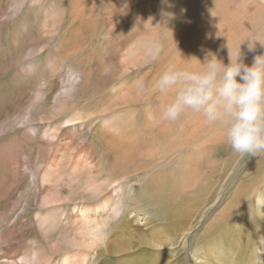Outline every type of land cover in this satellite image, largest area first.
<instances>
[{"label": "rangeland", "instance_id": "374dc122", "mask_svg": "<svg viewBox=\"0 0 264 264\" xmlns=\"http://www.w3.org/2000/svg\"><path fill=\"white\" fill-rule=\"evenodd\" d=\"M250 3L251 0H0V204L7 203L6 192L20 176L15 170L18 160L24 163L21 169H33L43 161L44 146L49 144L48 140L45 141L49 136L44 134L49 132L53 123L50 118L54 114L53 108L59 104L58 100L55 101L54 88L45 93L47 86L55 84L62 87L69 73L81 71L84 81L79 75L81 79L74 94L60 99L67 112H73L81 104H97V107L103 108L104 103L109 101L110 104L107 103L108 107L102 112L91 115L93 109L83 111L82 114L88 115L87 119H94V128L90 129H100V124L123 127L131 124L134 129L142 124V110H154L157 106L156 81L169 67L199 69L202 67L200 62H204L208 53L228 65L229 54L234 57L239 45L240 58L245 65L251 66L255 56L264 55V7L244 16L238 12L240 6L246 9ZM234 13L239 16L238 20ZM222 17L227 19L229 41L214 34L215 24ZM145 32L148 34L144 36ZM147 36L162 44L163 55L160 54L159 59L152 63H146L135 46L141 37ZM248 45L254 46L253 49L249 50ZM120 88L127 89L125 94L141 88L144 95L131 102H123L120 94L124 90L118 92ZM162 95L160 100L164 106L172 93L162 92ZM147 96L149 101L145 102ZM31 103L36 106L34 112L38 121L18 124L16 116ZM194 121L207 130L188 138L186 134L189 133L186 132L196 125ZM185 126L186 134L183 132ZM163 127L169 130H162V139L154 135L153 129L148 138L153 149L152 164L147 166L146 162H135L123 171H114L113 175L110 168L104 165L100 175L92 178L102 183L115 176L119 186H134L127 197L134 196L140 202L145 197L149 200L162 199L156 206H151L149 222L145 223V217L139 216L140 213L143 215L141 210H136L140 213L134 216L130 215L135 210L128 211L130 226L134 229L129 245L135 246L141 240L154 246L127 251L120 257L126 258V264H145L141 256L145 260L151 256L162 264H182L183 251L192 255L193 250L216 264H236L238 251L229 247L226 229L233 222L243 223L244 219L239 217L244 212L249 214L247 220L264 227V214L257 209L252 211L263 189L259 188V183L264 178V152L241 157L227 143L220 126L210 124L202 115L191 111L175 122L162 121ZM63 128L75 132V135L83 131L79 124H67ZM60 130L55 132L59 134ZM218 130L223 132L224 145L213 148L203 144L208 143L207 140ZM39 133V139L45 144L43 146H38L40 141L35 138ZM89 133L79 141L81 144L90 140L93 131ZM204 160L209 163L206 169L200 166ZM195 164H199V168ZM28 174L27 171L26 180L32 178ZM227 184L224 190L222 187ZM221 189V196L214 203ZM196 194L202 200L195 206L190 201L186 203L185 209L189 211L191 208L192 212L174 218V229H171L169 219L153 220L155 209L160 210L166 204H182L184 199ZM233 199L236 200L232 204ZM138 200L129 198L126 203L134 201L131 203L133 206L144 207L145 201L140 203ZM209 205L210 208L206 209ZM21 227L17 238H8L3 244L15 245L14 254L19 264H23V259L26 264H53L67 252L63 247L54 245L60 233L66 230L53 231L49 246L41 232L32 229L29 220H24ZM188 228L190 231L183 250L182 233ZM170 233L177 240L173 246L168 243ZM215 236L220 237L214 239ZM203 244H206L205 251ZM254 250L257 251L256 247ZM245 253L241 251L243 257ZM105 258L108 261L101 264H109L111 258ZM246 262H249L248 258Z\"/></svg>", "mask_w": 264, "mask_h": 264}, {"label": "bare ground", "instance_id": "6f19581e", "mask_svg": "<svg viewBox=\"0 0 264 264\" xmlns=\"http://www.w3.org/2000/svg\"><path fill=\"white\" fill-rule=\"evenodd\" d=\"M263 7L264 0H251L250 5H248L246 9L244 6H240L238 12H240V16H244V14L246 15L251 12H256L259 8ZM236 17L238 20L239 16L236 15ZM226 20L227 19L222 17L218 19L217 22L215 21L214 34L224 41H229ZM231 23L233 24L234 20H232ZM145 34L147 35L148 33L145 32L144 36ZM164 49L166 50V48ZM160 62L162 63V61ZM145 68L147 67L145 66ZM78 72L82 77L81 81H84L83 73L81 71L74 70L72 73L78 74ZM52 88H54L55 101L58 100L59 104L55 103L56 106L53 108L54 114L50 117L53 119L52 126L50 127L49 132L45 131L44 134L46 137L49 136V138L45 140H48L49 144L46 146L42 140L39 139L41 138L39 137L40 133L35 136V138L40 141L38 146L45 145V153L42 151V153L45 154L43 161L37 166L35 165L36 167L33 169L28 167L21 169L22 166H24V163L18 160L15 170L17 174L20 173V176L6 192L7 203L0 204V264H19L14 254L15 245L4 246L3 244L8 238L18 237L24 220H29L32 229L41 232L45 243L49 246L52 243L53 231L66 230L63 233H60L61 236L56 239L54 245L63 247L67 252L63 254L60 260H55L53 264H101L102 262L108 261L107 258H105L107 256L111 258L108 262L109 264H126V258L120 257L121 254L126 253L127 251L135 252L142 248L149 249L154 246V244H151L148 241L141 240H139L135 246L129 245L130 241L128 240L134 235V229L130 226V216L140 213L138 211L136 212V210L139 209L143 212V215L140 213L139 216H141V218L142 216L145 217V223L149 222L152 216L151 206L153 204L156 206L158 203L162 202V199H150V201L145 197V206L139 208L138 205L133 206L131 204L138 199H135L134 196L127 197L133 192L129 190L134 186H128L127 188L119 186V183H116L118 178L115 176L108 178V182L102 183L92 178L100 175L104 165L110 168V174L113 175L115 173L114 171H123L125 168L132 167L135 162H138L137 164L146 162L148 163L147 166L153 163L154 160L153 157H151L153 149L149 144L150 142H148V138L151 136V129L155 130L154 135H158L161 139L162 130H169L167 127L162 128V121L159 119L162 108V92L157 87L155 88L154 92L156 95H154L157 99V106H155L154 110L150 108L147 111L142 110V112H144L142 124L136 126L134 129L131 124L126 126L125 123L126 127H123L122 125L113 126L100 124V129L92 130L90 128L92 126L94 128V119L91 117H88L89 119H87L86 116L88 115L85 116L82 114L84 113L83 111L93 109V111L90 112L91 115L102 112L108 107L106 105L109 101L104 103L105 106L103 108L97 107V104L92 106L81 104V106L74 108L73 112H67L63 107V103L60 101V99L66 97L61 92L62 87L56 86L55 84L49 85L46 89L48 92L45 91V93L47 94L52 91ZM118 90V92L124 90V92L120 94L122 100H124L123 102H131V100H136L143 94L141 88L131 91L129 90L130 92L128 91L127 94H125L127 89L122 90V88H120ZM118 96L119 95L117 94V97ZM148 101L149 99L147 96L145 102ZM35 108L36 106L33 103L26 107L23 112L16 116L17 123L24 124L38 121V116L35 115L34 112ZM131 117L132 115H130L129 119ZM192 120L190 122H192ZM135 121L138 122L136 119ZM67 124L72 126H77L79 124L83 127L82 130L84 132L82 131L81 134L75 135V132L71 133L70 130L67 131L63 128V126ZM200 126L201 124H196L187 130V125V128L185 126L186 129H184L183 132L185 133L186 130L188 131L186 133L189 134L185 133L187 137L192 134L197 135L201 131L206 132L207 129L204 130L205 128L203 127L204 129H202ZM85 128H87V130H84ZM56 130H60L59 134L55 132ZM92 131L93 133L90 136V140L81 144L79 141H82L83 137ZM178 132H181V130ZM222 133L223 132H219L218 130L217 133H214L212 137L207 140L208 143L203 144L206 146L208 145L207 147L212 145L213 148L224 145ZM191 160L193 161V159ZM196 166L199 168V164ZM200 166L206 169L209 167V163L208 161L201 162ZM27 171L30 173L28 176L32 177L29 179L27 178L28 180H26ZM201 174L203 173L201 172ZM229 184L222 188L225 190ZM65 185L66 188H63ZM259 188L263 189H261L256 205H254L252 211L256 212L257 209L259 213L264 214V178L260 181ZM223 189L219 192L214 203L219 200ZM103 191L106 193L102 194ZM128 192L130 193L127 194ZM224 195L225 191L222 196ZM129 198L134 200L130 204L126 203V200ZM201 200L202 198L200 195L196 194L192 198L184 199L182 204H176V206L166 204L167 206L162 207L160 210L155 209L153 220H161L162 218L169 219L171 229H174L176 226L175 219L182 215H190L189 212H192L190 210L191 206H189L190 209L188 208L189 211L185 209L187 206L186 203L190 201V204L194 205L198 202L200 203ZM235 200L236 199H233L232 204ZM210 205L206 209H209ZM129 210H135V212L129 216ZM203 214L204 212L201 216ZM248 217L249 214L244 212V214L239 217L244 219L242 220L243 223L238 224L233 222L228 225L226 236L230 243L229 247L231 250L238 251V261L236 264H264V227H260L254 222L247 220ZM189 231L190 229L188 228L182 233L181 243L183 250L185 248L186 237L188 236ZM219 237L220 236H215L214 239ZM253 239H255V241ZM153 242L155 243V238L153 239ZM176 242V237H174L173 233H170L168 243L173 246L174 244H177ZM254 247H256L257 251L254 250ZM202 249L204 251L206 250V244H203ZM241 251L246 252L244 257L241 254ZM183 253L184 256L180 260L182 264H216L212 259L200 257L193 250L191 251L192 255H189L184 251ZM246 258H248L249 262H246ZM141 259L145 264H162V262L158 263L156 258L153 259L151 256L146 260L144 259V256H141ZM23 264H26L24 259ZM229 264L234 263L231 262Z\"/></svg>", "mask_w": 264, "mask_h": 264}, {"label": "clouds", "instance_id": "9594fccd", "mask_svg": "<svg viewBox=\"0 0 264 264\" xmlns=\"http://www.w3.org/2000/svg\"><path fill=\"white\" fill-rule=\"evenodd\" d=\"M135 46L146 63L157 61L162 52L161 42L151 37H141ZM240 57L239 45L234 57L229 54L228 65L208 53L203 63L198 60L199 69L171 66L165 70L156 87L172 97L162 106L159 119L175 122L191 111L220 126L227 143L241 157L264 152V55L255 56L251 66ZM80 79L79 74L69 73L62 94H74Z\"/></svg>", "mask_w": 264, "mask_h": 264}]
</instances>
